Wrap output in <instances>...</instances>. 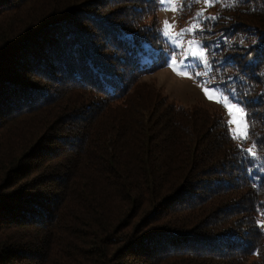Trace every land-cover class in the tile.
I'll use <instances>...</instances> for the list:
<instances>
[{
  "label": "trees",
  "instance_id": "obj_1",
  "mask_svg": "<svg viewBox=\"0 0 264 264\" xmlns=\"http://www.w3.org/2000/svg\"><path fill=\"white\" fill-rule=\"evenodd\" d=\"M158 5L0 0V264H264V0H209L195 33L241 143L143 80Z\"/></svg>",
  "mask_w": 264,
  "mask_h": 264
},
{
  "label": "rangeland",
  "instance_id": "obj_2",
  "mask_svg": "<svg viewBox=\"0 0 264 264\" xmlns=\"http://www.w3.org/2000/svg\"><path fill=\"white\" fill-rule=\"evenodd\" d=\"M187 2L190 0H159V5L156 11L157 18V29L160 33V42L159 44L163 47V54L165 51L171 52L173 47L170 43L166 42V38L161 34L162 30H167L172 37L180 34L182 29H194V31L185 32L180 36V42L184 48L188 47V41L192 40L194 37L199 40L195 33L203 27L201 19L206 12H212V9L207 7L205 0L193 1L192 4L194 8L191 9L187 6ZM222 4H218L217 7L220 8ZM167 21V25H165ZM70 26L75 27L81 35L85 38L88 34L84 35L82 32L88 26L92 29L93 25L86 20H78L77 22H70ZM243 29H239L238 35L240 46H237V49L242 48L247 44V41H241V33ZM199 33V32H198ZM246 33V32H245ZM82 37V38H83ZM87 41H91L89 37L85 38ZM93 40V39H92ZM94 42H97L94 39ZM256 40H253L252 43L255 44ZM250 47V46H249ZM193 50H196V46L193 45ZM182 57L177 56V60L180 61ZM192 62L193 67L188 69V74L185 75L184 70L182 69L181 63L177 62L175 65V70L172 66L164 65L156 68L154 71L147 73L142 78L143 80L151 82L162 95H166L169 100L174 103L182 105H193L199 104L208 108L209 110L218 111L223 119L225 120L229 131L237 138L241 143L246 137V121L244 117V110L241 105H234L226 99V94L218 86L217 89H209V94L211 99L208 98L204 91V85L202 82L207 81L208 84H211V78L213 74L201 75L196 77V72H201L202 68L196 64V58L191 56L188 57L187 62ZM237 108H241V111H237ZM231 121V122H230ZM244 149L248 151L251 149L247 142H243Z\"/></svg>",
  "mask_w": 264,
  "mask_h": 264
},
{
  "label": "snow or ice",
  "instance_id": "obj_3",
  "mask_svg": "<svg viewBox=\"0 0 264 264\" xmlns=\"http://www.w3.org/2000/svg\"><path fill=\"white\" fill-rule=\"evenodd\" d=\"M209 3V0H205V4L207 5ZM167 21H165V25H167ZM188 31H194V29H182L180 34H178L175 37H172L171 34L165 29L161 31V34L166 38V42L170 43L173 47V50L171 52L165 51L164 52V59L163 64L168 66H172L175 70V65L177 62L181 63L182 69L184 70L185 75L188 74V69L193 67L192 62L185 61L188 60V57L191 56L193 58H196V64L202 68L201 72H196L195 76L200 77L201 75H208L209 73L215 74L218 69L215 66V60L210 59V56H214L215 53L212 52V50L209 48V45L206 41L203 40H197L195 37L188 41V47L184 48L183 45L180 42V36L183 35L185 32ZM193 45L196 46V50H193ZM143 56L145 59H149L151 56H159L160 52L152 49L151 45L144 44L143 45ZM177 56L182 57L180 61L177 60ZM204 85H207L204 87V91L206 95H208V98L211 99V95L209 94V89H217L216 84H208L207 81L202 82ZM225 84L224 81L220 82V85L223 86ZM223 92L226 94V99L230 101V103L234 105H241L242 101L240 99H237L235 96L234 89H229L227 87L222 88ZM247 95V94H245ZM244 109H247V105H243ZM241 108H237V111H241ZM250 115V110L245 112V116ZM231 122V121H230ZM248 151H251L249 149Z\"/></svg>",
  "mask_w": 264,
  "mask_h": 264
}]
</instances>
